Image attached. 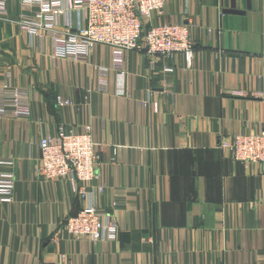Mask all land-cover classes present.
<instances>
[{
	"label": "crops",
	"instance_id": "0c3cea01",
	"mask_svg": "<svg viewBox=\"0 0 264 264\" xmlns=\"http://www.w3.org/2000/svg\"><path fill=\"white\" fill-rule=\"evenodd\" d=\"M20 1L8 0L13 20ZM69 19L83 21L71 11L61 26ZM169 22L190 25L192 64L175 54L151 69L131 50L120 93L108 46L88 62L55 60L50 38L0 19V85L10 69L32 102L31 117L0 118V173L15 174L13 201L0 199V264H264V166L217 148L264 131V0H166L146 27ZM60 126H90L102 144L86 199L68 179L37 175L39 138ZM90 204L117 220V241H74L63 230Z\"/></svg>",
	"mask_w": 264,
	"mask_h": 264
},
{
	"label": "built area",
	"instance_id": "2783aa9c",
	"mask_svg": "<svg viewBox=\"0 0 264 264\" xmlns=\"http://www.w3.org/2000/svg\"><path fill=\"white\" fill-rule=\"evenodd\" d=\"M8 0H0V19L16 22L31 37L50 38L53 42V58L88 62L98 45L112 50V67L118 72L123 93L127 75L126 54L131 50L145 52L151 69L156 59L170 58L175 54L185 56L187 66L195 58L190 25L184 22H169L146 27L152 13H163L166 0H21V13L17 19L10 18ZM74 11L83 21L75 26L72 20L60 24V17ZM170 73L172 67L165 66ZM101 90H106L108 69L101 70ZM59 107L71 104L68 99L57 100ZM32 113L29 88L15 86L10 69L5 72L0 85V118H29ZM41 150L37 175L44 181L68 179L82 199L89 195L92 182L99 178L100 150L91 127L74 132L59 127L56 134L39 138ZM217 148L231 154L233 160L245 166H264V131L240 132L232 138L220 139ZM15 174L0 173V199L12 202L14 198ZM98 190L103 191L102 186ZM71 240L90 242H114L119 238V224L108 210L93 204L78 214L68 217L62 224Z\"/></svg>",
	"mask_w": 264,
	"mask_h": 264
}]
</instances>
